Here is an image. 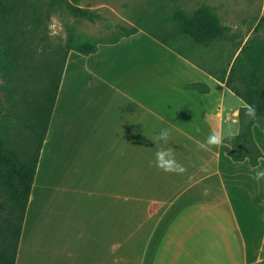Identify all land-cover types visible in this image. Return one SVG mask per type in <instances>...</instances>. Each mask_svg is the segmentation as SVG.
<instances>
[{
    "label": "crops",
    "instance_id": "crops-1",
    "mask_svg": "<svg viewBox=\"0 0 264 264\" xmlns=\"http://www.w3.org/2000/svg\"><path fill=\"white\" fill-rule=\"evenodd\" d=\"M182 53L144 29L98 42L88 55L67 53L15 264H171L186 257L172 250L173 234L192 226L204 227L211 243L199 250V264H264V191L252 205L234 187L240 177L250 190L263 181L253 179L247 159H231L225 142L197 147L212 130L239 121L241 104L231 106L227 123L226 103H245L217 71ZM199 82L209 91L184 87ZM163 129L167 144L156 140ZM158 148H171L186 171L159 170Z\"/></svg>",
    "mask_w": 264,
    "mask_h": 264
},
{
    "label": "trees",
    "instance_id": "trees-1",
    "mask_svg": "<svg viewBox=\"0 0 264 264\" xmlns=\"http://www.w3.org/2000/svg\"><path fill=\"white\" fill-rule=\"evenodd\" d=\"M77 1L79 0H0V35L4 34L1 38L2 53L13 70L19 69V62L32 59V53L36 49L34 36H24V26L29 32L33 23L42 21L43 14L61 5L75 17L90 20L93 18L90 11L77 5ZM167 22L174 25L169 28ZM138 29L132 27L106 42H116L120 37L135 33ZM255 29L264 30V16L260 18ZM145 31L183 55V49L173 44L179 36L187 37L194 44H210L228 37L226 28L217 15L206 6H200L191 13L178 9L153 29ZM18 33L21 34L20 37ZM252 39L254 38L241 47L238 46L239 51L229 71L223 69L220 74L213 76L245 104L254 106L256 116L260 117L258 123L264 126V44L251 45L249 42ZM97 44L98 42L86 36L69 35L63 44L51 51L53 55L45 63V79L41 87L31 92L27 88L19 100L13 99L14 104L21 107L25 115L23 118L27 117L24 122L29 128V136L22 148L15 147L14 142L0 137V264H15L39 152L49 126L67 53L76 50L88 55L96 52ZM55 52L61 56L59 61L55 60ZM198 86L201 92L209 91V87L201 82L184 85L185 88L192 89H198ZM254 122L249 117H243L240 109L238 134L233 139L224 141L231 143L227 154L233 161L247 159L251 166L259 164L258 157H262L263 153L253 136ZM234 142L237 143L236 146H232Z\"/></svg>",
    "mask_w": 264,
    "mask_h": 264
},
{
    "label": "rangeland",
    "instance_id": "rangeland-1",
    "mask_svg": "<svg viewBox=\"0 0 264 264\" xmlns=\"http://www.w3.org/2000/svg\"><path fill=\"white\" fill-rule=\"evenodd\" d=\"M77 5L90 11L93 18L90 20L75 17L61 5L55 6L47 13L49 15L43 14L42 21L33 23L29 32L24 26V36L27 34L34 36L36 49L32 53V59L28 62H19V69L17 68L16 71L3 58L1 38L4 34L0 35V137L14 142L15 147L22 148L29 136V128L24 122L27 117L23 118L25 115L21 107L15 105L13 99L19 100L27 88L31 89L29 90L31 92L41 87L45 79V63L53 55L54 47L63 44L69 35L79 34L95 42H106L132 27L153 29L178 9L191 13L199 6H209L217 12L228 37L210 44H194L187 37L179 36L173 44L217 71V74L223 69L229 71L239 48L246 41L254 38L249 44H264V30L255 29L260 18L264 16V0H79ZM166 25L171 28L174 24L167 22ZM0 31H2L1 25ZM20 36L21 34L18 33V37ZM55 55V60L59 61L60 54L57 55L55 52ZM238 103L241 104L242 116L247 118L243 106L245 104L242 105L237 99V103H226L224 106L227 123L231 120L229 113L231 106H236ZM236 114L237 112L234 115ZM234 117V121H237V117ZM259 119L260 117L256 116L254 120L256 135L261 139L259 142L264 144V126L259 125ZM238 122L234 126L239 131ZM227 123L225 125H228ZM226 144L231 147V143ZM236 144L234 142L232 146ZM261 169H264V164ZM238 180L242 184L234 187L241 189L240 196L244 195L252 205L258 202L261 204L264 181L262 186L257 188L254 185L253 190H250L246 185V178L240 177L236 179ZM257 189H260V194ZM141 205H147V201ZM130 207L125 205V208ZM130 214L131 209H125V218H130ZM203 229L204 227L192 226L189 227L187 235L173 234L172 250L182 253L185 251L186 257L172 258L171 264H199V250L211 248V243L203 239L205 238V233L201 231ZM207 233H210V228Z\"/></svg>",
    "mask_w": 264,
    "mask_h": 264
},
{
    "label": "clouds",
    "instance_id": "clouds-1",
    "mask_svg": "<svg viewBox=\"0 0 264 264\" xmlns=\"http://www.w3.org/2000/svg\"><path fill=\"white\" fill-rule=\"evenodd\" d=\"M245 115L253 120L256 119V108L252 105L245 104ZM200 131L199 128L196 129ZM238 134V129L235 126H230L225 130L222 126L214 129L206 137V139L197 144L198 149L204 151H211L212 148H219L223 145L225 139H233ZM170 138V131L163 129L156 137L157 141H162L167 144ZM155 142V141H154ZM258 159H264V156L258 157ZM155 166L164 173L182 174L186 169L175 159V154L171 148H158L155 153ZM254 173L253 179L259 184L264 181V169H257L252 167ZM208 194V190H204V195Z\"/></svg>",
    "mask_w": 264,
    "mask_h": 264
}]
</instances>
